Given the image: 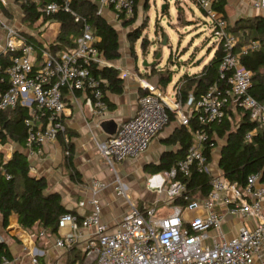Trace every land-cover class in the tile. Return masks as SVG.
Returning <instances> with one entry per match:
<instances>
[{"label": "built area", "instance_id": "built-area-1", "mask_svg": "<svg viewBox=\"0 0 264 264\" xmlns=\"http://www.w3.org/2000/svg\"><path fill=\"white\" fill-rule=\"evenodd\" d=\"M73 1L60 0L38 8L41 19L65 13L81 23V33L74 47L53 52L49 47H37L30 41L19 21L7 19L2 11L7 8L6 1L0 0L2 51L7 59L5 65H0V83L7 86L6 91L0 93V111L17 107L26 110L23 125L29 157H41L42 147L54 142L59 135L67 142L63 125L66 95L83 93L95 112L108 110L104 81L94 71L109 64L98 48L100 38L72 10ZM189 1L207 16V26L216 38L214 46H220L223 51L217 66V81L198 99L189 95L185 103L181 100L180 88H175L171 99L161 89L144 85L146 93L138 98L134 115L119 125L114 136L97 144L98 152L111 170L115 163L141 156L167 126L170 116L191 132V118L198 125L220 126L232 107L248 112L251 120L264 131V104L248 94L252 74L240 62L242 57L258 52L261 44L249 41L235 52L238 40L228 31L226 20L214 10L220 0ZM97 4V16L102 8H110L124 19L134 15L135 0H97ZM252 7L264 18V0L254 1ZM125 77L123 74L122 78ZM192 134V143L176 167L163 173L162 178L151 176L147 183L155 194L166 197L162 203L168 211L157 214L159 200L152 206L132 204L126 186L116 177L114 191L129 209L114 228H109L101 221L98 198L107 189V183L92 180L87 185L90 198L78 202L77 206L81 209L88 206V212L80 219L65 214L58 221V229L68 230L55 239L56 248L68 253L75 250L78 239L83 238L79 256L71 264H264V186H257L259 176H249L243 187L230 184L222 172H213L206 153L215 147V142L204 133ZM252 134L255 131L246 136L247 141ZM192 172L209 178L208 196L184 208L174 205L176 199L188 202L186 186L177 177H188ZM0 176L10 179L2 166ZM219 205L225 207V214L254 219L255 226L240 229L230 239L218 233L217 240L211 242L210 231H219L224 217L216 212ZM197 210L201 211L200 215L186 217V212ZM2 264L15 262L3 259ZM31 264H40L38 254L31 256Z\"/></svg>", "mask_w": 264, "mask_h": 264}, {"label": "crops", "instance_id": "crops-1", "mask_svg": "<svg viewBox=\"0 0 264 264\" xmlns=\"http://www.w3.org/2000/svg\"><path fill=\"white\" fill-rule=\"evenodd\" d=\"M90 1L93 2L94 0ZM254 1L256 0H223L225 20L230 28H236L237 31L234 32L241 34L244 32L249 33L254 30L248 27L249 24L238 25L239 22L246 19L252 20L261 17L258 11L252 7ZM33 2L38 3L39 0ZM95 2L98 10L97 0ZM176 4H178V2H176ZM147 5L149 6L148 0H137L136 16L131 24H126L128 19H124L110 8H102L101 14L99 15V17L117 33L119 43L118 52L120 57L115 61H106L109 64L107 67L119 71V77L122 79L123 86L122 92L119 95L111 94L108 91L105 92L108 103V110L106 112H95L91 106L88 105L86 95L83 93L76 92L73 95L68 94L65 96L64 100L66 111L63 116V125L67 142L64 136L59 135L54 142L42 147L43 154L41 157H29L27 149L25 148V141L19 143L6 139L4 143H0V164L9 163L14 157H23L27 162L30 176L37 180L41 178L45 180L47 184L45 194L59 195L62 206H64L66 210L72 211V215L76 216L78 219L88 212V206L82 209L77 206L78 202L86 201L90 198L87 185L92 180L107 183V189L100 193L98 198L101 206V221L109 228H114L129 209L125 200L117 196L114 191L113 182L115 178H119L126 186V189L128 186L130 195L127 194V196L132 204H136L139 207L143 205L152 206L156 200L160 201L159 204H163L162 202L166 200V197L164 195L159 196L155 194L151 186H148L147 183L149 178L154 175L146 173L145 168L150 165L159 164L166 156L176 154L180 150L178 143L171 144L169 142L173 134L177 130L183 128L173 116H170V121L167 126L151 141L148 149L141 156L136 159L115 163L112 170L101 157L97 148L98 143L114 136L117 133L119 125L134 115L138 98L146 93L143 89L144 85L156 87L163 91L166 87L162 88L160 86V80H170V72L165 73L159 71L155 67H151L149 69H144V72L140 73L139 69L128 59L127 44L131 42L132 33L140 28L141 24L142 26L146 24V18H144L145 21L143 22L141 16L142 12L140 10L146 8ZM2 11L7 19L12 16L13 12L20 15L22 19L20 21L21 30L25 33L27 38L37 46L50 48L51 45L56 43L61 32L60 23L41 18L34 23H30L24 17L23 12L15 9L14 6H12L13 12H11L9 8L3 9ZM189 27L190 26H187V28ZM240 27H244V29H240ZM50 29L51 31L48 33ZM158 30H160V28L156 26V33ZM79 36L80 35L74 37L70 34L69 38L73 42H76ZM2 48L3 32L0 31L1 59L4 58ZM55 51L59 50H53V52ZM122 54H125L126 60H124V62L121 59ZM188 63L193 64V61L190 60ZM103 68H99L98 70ZM202 69L195 71L191 75H188L187 72L184 75H198L201 73ZM123 74H126L125 78H122ZM180 86L181 83L177 85L176 82L173 91L175 88H180ZM189 95H191V92H189L188 96ZM184 109L186 108L184 107ZM229 109L230 113L227 116L230 118L231 125L233 126L234 124H232V121L238 119L239 122L242 115L232 107ZM187 131L191 134L193 139V134L189 130ZM218 139L216 135L213 136L215 147L208 151L214 173H221L218 166L221 152V149L217 152ZM64 144H70V150H65ZM69 155L72 166L78 174L76 178L71 177V170L67 165V158ZM138 172L142 174V176L137 175ZM149 183L152 184V181ZM257 186L264 185L258 181ZM137 201H139V203H135ZM216 212L224 215V217L219 231H210L209 235L211 242L217 240L218 233L224 235L226 239H230L235 237L240 229H252L256 224V221L252 218H246L241 215L231 216L225 214V207L223 205H219L216 208ZM200 214V210L185 213L188 218ZM67 230V228H57V232L51 235L40 227H35L32 231H26L21 228L19 217L12 214L8 218L6 228H3L0 222V240L6 244L15 264H31V256L33 254H38V260L41 262L40 264H63L67 257V253L55 247V239L65 234ZM40 233H44V236L40 237ZM82 233L84 234V231ZM36 244H38L39 249L36 247ZM82 244L83 238H79L75 248L77 252H80ZM40 254L42 256H40Z\"/></svg>", "mask_w": 264, "mask_h": 264}, {"label": "trees", "instance_id": "trees-1", "mask_svg": "<svg viewBox=\"0 0 264 264\" xmlns=\"http://www.w3.org/2000/svg\"><path fill=\"white\" fill-rule=\"evenodd\" d=\"M60 0H39L38 3L31 0H24L20 4L21 11L24 17L30 22L37 21L41 14L38 8ZM96 0H74L72 10L80 16L85 22L95 31L100 38L98 48L107 61H115L119 59V43L116 31L96 15ZM136 2L134 15L127 20L126 24H131L136 16ZM177 2V1H176ZM214 10L225 19L223 11V0L216 3ZM45 20L55 21L61 24V32L56 40V43L50 46L53 50H67L73 48V42L69 36L74 37L81 33V23L75 22L74 18L69 14L57 13ZM249 24V28L253 31L249 33H237L236 28H230L228 31L233 34L238 43L237 49L249 41H258L261 44V49L258 52L248 54L240 59L242 66L249 70L252 74L251 87L248 94L258 103L264 104V18L257 17L252 20H244L238 23ZM136 29L131 35V42H135L139 38V34L144 29ZM244 29V27H240ZM132 46V45H131ZM145 42H143V47ZM39 47V45L37 46ZM223 56L221 47L215 48L214 55L209 63L204 66L201 73L198 75L187 76L183 75L177 81V85L181 83L180 95L183 103L187 100L189 92L196 100L206 90V88L217 81V66ZM7 63L6 57L0 58V65ZM94 74L104 81V90L111 94L119 95L122 92V79L119 77V71L110 67H105L101 70H95ZM170 80L161 79L159 84L162 88L167 87ZM7 89L6 84L0 83V93H4ZM110 106V105H109ZM241 113L240 121L233 126L230 118L226 116L225 121L220 126H202L198 125L194 118L190 120V129L192 133H204L209 139L213 140L216 135L219 139L224 140L221 147L220 158L218 162L219 169L223 173L224 178L230 184H236L238 187H243L246 184L247 178L251 175H258L259 182L264 185V131L259 125L252 121L250 114L246 111L236 109ZM230 109L227 110V115ZM26 117V110L17 107L14 110L0 111V143L9 139L21 143L25 141L26 129L23 125V120ZM170 121V119H169ZM252 134L250 141H247L246 136ZM192 136L186 130L181 128L177 130L170 138L171 144L178 143L180 150L176 154H170L157 165H150L145 168V172L150 175L165 173L176 167L177 162L183 159L189 145L192 143ZM65 150H70V144H64ZM209 156V152L206 151ZM67 165L71 170V177L76 178L70 155L67 158ZM10 175L9 180H4L0 177V222L3 228L7 227L8 218L12 214L19 217V224L22 229L32 231L35 227L47 231L50 235L57 232L58 221L65 214H73L61 204L59 195L45 194L47 184L43 178L35 179L30 176L26 160L18 156L14 157L9 163L0 164ZM186 186V196L188 202L176 199L173 204L184 208L188 203L194 200L205 199L209 192V178L205 175H200L192 172L188 177H177ZM70 257H69V256ZM68 264H71L79 256L76 250H71L67 253ZM12 261L13 257L7 249L4 242L0 241V264L2 260Z\"/></svg>", "mask_w": 264, "mask_h": 264}, {"label": "rangeland", "instance_id": "rangeland-1", "mask_svg": "<svg viewBox=\"0 0 264 264\" xmlns=\"http://www.w3.org/2000/svg\"><path fill=\"white\" fill-rule=\"evenodd\" d=\"M5 1L7 8L11 12H13L12 6L21 11L20 4L24 2V0ZM176 1L178 4H176ZM148 4L149 6L147 5L146 8L140 10L143 22L145 21L144 18H146L143 31L134 43L129 42L127 44L128 59L139 69L140 73L144 72V63H156L154 67L159 71L170 72V83L163 92L173 99V87L178 78L186 72L191 75L195 71H199L212 58L216 38L212 36L211 30L207 26V16L194 2L189 0H167L164 3L163 0H148ZM163 5H166V10L161 14ZM8 19L19 22L22 20L21 16L14 12ZM156 26L160 28L157 33ZM187 26L190 27L187 28ZM141 27L142 24L140 25ZM50 31L51 29L48 33ZM164 40H166L165 44L162 45ZM143 42H145L144 47ZM124 55L122 54L121 58L123 62L126 60ZM157 56H159L158 59ZM190 60L193 61V64L188 63ZM237 122L238 119H234L232 124ZM223 144L224 140L218 139L217 152ZM139 172L137 175L142 176ZM158 175L160 178L163 177L160 173ZM127 189V194L130 195L128 186ZM135 203H139V201ZM168 209L164 204H159L157 214L168 211ZM36 247L39 249L38 244H36ZM67 257L63 264H68ZM38 262L41 263L39 260Z\"/></svg>", "mask_w": 264, "mask_h": 264}, {"label": "water", "instance_id": "water-1", "mask_svg": "<svg viewBox=\"0 0 264 264\" xmlns=\"http://www.w3.org/2000/svg\"><path fill=\"white\" fill-rule=\"evenodd\" d=\"M167 0H163V2L165 3ZM166 9V5H163L162 7H161V14H163L164 13V10ZM165 41L166 40H164L163 41V43H162V45H164L165 44ZM159 58V56H157V59ZM155 66V63H153V64H146V63H144L143 64V69H149V68H151V67H154Z\"/></svg>", "mask_w": 264, "mask_h": 264}]
</instances>
